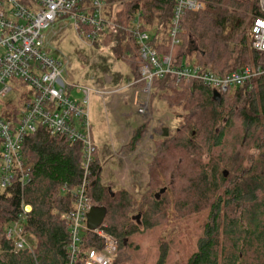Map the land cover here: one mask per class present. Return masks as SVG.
I'll list each match as a JSON object with an SVG mask.
<instances>
[{"label":"trees","instance_id":"16d2710c","mask_svg":"<svg viewBox=\"0 0 264 264\" xmlns=\"http://www.w3.org/2000/svg\"><path fill=\"white\" fill-rule=\"evenodd\" d=\"M198 1L207 10L183 15L181 43L172 53L174 66H189L193 56L196 66L222 77L244 66L264 64V55L252 50L249 36L253 20L263 16L260 0ZM109 2L106 14L112 27L95 45L110 46L142 88V60L129 29L139 21L142 30L152 35L151 46L159 54L170 53L168 33L176 0ZM152 95H159L169 109L182 111L176 116L178 126L174 132L165 128L149 166L150 183L139 200L126 189L112 193L101 184L96 153L86 179L92 205L107 209L100 230L114 238L121 251L140 226L143 232L159 231L175 212L183 219L205 214L186 264H264V78L232 88L220 103L212 100L206 86L177 84L170 77L156 78ZM24 100L4 103V116L16 120ZM139 137L140 132L133 147ZM22 154L32 167L29 182L23 187L14 179L10 187L0 188V264H69L67 216L85 177L82 147L39 129L25 138ZM169 191L177 205L171 215ZM23 204L32 208L23 223L28 246L15 251L5 227L18 219ZM103 244L93 232H84L80 256L92 248L102 249Z\"/></svg>","mask_w":264,"mask_h":264},{"label":"built area","instance_id":"2783aa9c","mask_svg":"<svg viewBox=\"0 0 264 264\" xmlns=\"http://www.w3.org/2000/svg\"><path fill=\"white\" fill-rule=\"evenodd\" d=\"M110 5L109 0H0V188L10 187L14 179L23 187L29 182L32 167L22 154L24 140L29 134L45 129L50 137L64 138L82 147L85 177L74 192V209L67 216L70 226L69 264H79L82 260L83 264H112L111 255L117 251L116 241L98 229L93 233L103 240V248L87 250L84 256L79 252L82 235L88 231L87 214L93 207L87 194L86 179L97 153L90 117L91 95L95 94L104 101V94L73 86L64 78L65 64L54 60L47 52L45 32L54 23L67 21V24H73L86 43L95 44L112 27L106 14ZM259 5L263 16L253 20L249 36L252 50L264 55V0H260ZM206 10V4L198 0H176L168 33L170 53L159 54L151 46L152 35L142 30L139 21L129 29L142 60L140 75L144 87L134 95V107L139 115L148 111L156 78L170 77L177 84L200 83L221 96L253 79L264 78V64L244 66L222 77L196 65H173V49L181 43L183 15ZM16 81L26 86L28 92L16 120H8L2 106L14 101L8 97L16 92L11 85ZM72 93L81 94L83 98L79 100ZM31 210L29 205L23 204L18 219L5 227L6 238L14 242L15 251L28 246L23 223Z\"/></svg>","mask_w":264,"mask_h":264},{"label":"rangeland","instance_id":"374dc122","mask_svg":"<svg viewBox=\"0 0 264 264\" xmlns=\"http://www.w3.org/2000/svg\"><path fill=\"white\" fill-rule=\"evenodd\" d=\"M66 22L58 21L46 30V50L54 60L65 64L64 78L71 85L104 94V101L95 94L91 95L90 104L93 140L107 146L105 151L101 146L98 153L102 167L101 184L112 193L126 189L139 200L150 183L149 166L155 159L164 130L167 127L171 132L176 130V116L182 111L169 109L159 95H152L147 113L139 115L133 104L135 94L132 99V89L128 86L133 74L126 63L115 57L110 46L86 43L73 24L66 25ZM229 32L230 28L226 34ZM191 49L188 50L190 54ZM192 57L189 66L196 65ZM233 67L231 65L230 70ZM11 85L16 92L9 95L8 100L17 102L26 97V86L17 81ZM114 91L119 93L110 95L108 100L106 94ZM72 96L79 100L83 98L81 94L72 93ZM138 132L141 137L133 147L131 143ZM109 150L114 159H109ZM173 198L172 193L167 197L171 201L170 215L177 207ZM205 221V214L195 213L183 219L182 214L177 216L175 212L161 231L143 232L140 226V231L128 237L121 251L117 245L111 262L114 264L116 259L115 264H159L163 260V264H186ZM30 239L32 243L34 238L31 236Z\"/></svg>","mask_w":264,"mask_h":264},{"label":"water","instance_id":"95a60500","mask_svg":"<svg viewBox=\"0 0 264 264\" xmlns=\"http://www.w3.org/2000/svg\"><path fill=\"white\" fill-rule=\"evenodd\" d=\"M212 100L216 103H220L222 96L216 91L212 92ZM227 176V172H225ZM111 191V190H110ZM165 190H162L164 193ZM107 216V209L104 207L93 206L90 212L87 214V230L88 232H94L100 229L104 225V221Z\"/></svg>","mask_w":264,"mask_h":264},{"label":"crops","instance_id":"0c3cea01","mask_svg":"<svg viewBox=\"0 0 264 264\" xmlns=\"http://www.w3.org/2000/svg\"><path fill=\"white\" fill-rule=\"evenodd\" d=\"M66 25H67V22H66ZM135 84H137L136 82H135V80H134V78H133V76H132V78H131V80H130V83H129V85L128 86H131L130 88L132 89V99H133V95L135 94V92L137 91V90H139V89H141V88H139V86H138V84L137 85H135ZM127 86V87H128ZM97 91H99V90H97ZM115 93H119L118 91H114V92H110V93H108V94H106L107 95V99L109 100V97H110V95H112V94H115ZM134 104V103H133ZM93 134V133H92ZM93 136V135H92ZM95 144H96V147H97V154L99 153V148L101 147V146H103L104 147V150L103 151H105V146L106 145H104L103 143L102 144H99L98 142H94ZM107 147V146H106ZM109 155L110 156H108V157H110L109 159H112L113 158V155H111V151L109 150ZM114 159V158H113Z\"/></svg>","mask_w":264,"mask_h":264}]
</instances>
